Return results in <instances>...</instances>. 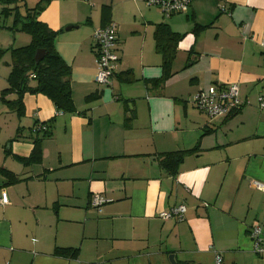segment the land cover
I'll return each mask as SVG.
<instances>
[{
    "label": "crops",
    "instance_id": "obj_1",
    "mask_svg": "<svg viewBox=\"0 0 264 264\" xmlns=\"http://www.w3.org/2000/svg\"><path fill=\"white\" fill-rule=\"evenodd\" d=\"M105 7L119 62L110 85L99 86L93 33ZM15 13L1 15L14 23ZM38 20L58 33L75 110L60 113L32 94L21 115L8 107L1 92L11 58L3 57L0 169L18 182L0 175L8 197L0 264H215L216 253L222 264H264L249 236L264 230V192L254 186L264 184V0H194L169 17L146 0H49ZM160 24L183 36L163 81ZM29 43L24 33L0 48ZM231 83L242 107L230 117L210 120L192 104L198 91ZM41 124L50 137L37 134ZM35 150L40 161L25 165ZM178 152L187 154L171 176L159 159ZM94 196L107 203L93 207ZM179 206L182 221L159 218Z\"/></svg>",
    "mask_w": 264,
    "mask_h": 264
},
{
    "label": "trees",
    "instance_id": "obj_2",
    "mask_svg": "<svg viewBox=\"0 0 264 264\" xmlns=\"http://www.w3.org/2000/svg\"><path fill=\"white\" fill-rule=\"evenodd\" d=\"M3 4L14 5L13 10L5 8L2 13L5 15L15 13L14 24L18 25L17 30L22 31L30 37L29 45L17 49L0 50V59L10 53L11 73L8 78V88L1 92V100L11 109H15L19 115L23 113L22 98L26 94L43 95L48 98L60 113L74 112V104L70 87L71 69L63 61L55 48V41L58 33L49 28L45 23L38 20L39 14L44 10L49 0H39L33 8H26L25 13L19 12L18 0H0ZM109 8H103V16L106 26ZM203 28H197L200 31ZM155 42L157 51L164 58V77L161 81L170 76V67L176 55L178 43L183 36L170 30L165 24H160L155 30ZM38 50L45 52L44 58L39 63L34 60ZM10 94H16L17 99L8 102L5 98ZM45 131H37L41 138L50 137L51 133L47 124H41ZM38 142V141H36ZM187 152L166 154L160 157L159 163L166 172L175 176L178 167L184 160ZM40 161L39 152L35 150L33 156L23 159L25 165ZM0 175L9 184L18 182L17 178L10 172L0 169ZM57 255L68 257L72 255L69 250H57Z\"/></svg>",
    "mask_w": 264,
    "mask_h": 264
},
{
    "label": "built area",
    "instance_id": "obj_3",
    "mask_svg": "<svg viewBox=\"0 0 264 264\" xmlns=\"http://www.w3.org/2000/svg\"><path fill=\"white\" fill-rule=\"evenodd\" d=\"M194 0H146L149 7L159 9L166 17L175 14H183L188 11ZM93 40L96 51L97 74L95 81L99 86H108L115 74L119 57L116 53L118 42V30L114 23H108L93 33ZM264 48V42L261 44ZM238 84L231 83L224 86H212L207 91L201 90L192 96V104L201 113L208 116L210 120L216 118H228L238 112L242 107V102L238 98ZM261 107H264V99L259 100ZM44 126H40L36 131H45ZM256 189L264 192V184L254 183ZM107 200L101 196H94L91 204L95 208H100L106 204ZM8 204L7 193L0 191V205ZM186 212L185 206H179L169 211L162 212L159 218L169 220L172 218L182 221ZM253 245V251L257 256L264 257V230L261 226L251 228L249 232ZM222 256L215 254V264H222Z\"/></svg>",
    "mask_w": 264,
    "mask_h": 264
},
{
    "label": "rangeland",
    "instance_id": "obj_4",
    "mask_svg": "<svg viewBox=\"0 0 264 264\" xmlns=\"http://www.w3.org/2000/svg\"><path fill=\"white\" fill-rule=\"evenodd\" d=\"M38 1L39 0H18V3L19 2L22 3L18 7L19 8V12L24 14L25 13V6L24 5H27L26 8L34 7ZM10 7H14V5L3 4L2 1H0V24L2 23V20H6V24L9 27V28L0 29V42H4L6 40L12 42V39H13L14 35L24 34V33H21L22 31H14V29L16 27H18V25L15 26V24L13 23V17H11V20H9V19H7V18H9V16L7 17V16H2L1 15L3 10H4V8L9 9ZM10 27H12V28H10ZM0 50H4V48H0ZM6 54H9L8 56L10 58V53L8 52ZM3 57L0 59V62H2Z\"/></svg>",
    "mask_w": 264,
    "mask_h": 264
},
{
    "label": "water",
    "instance_id": "obj_5",
    "mask_svg": "<svg viewBox=\"0 0 264 264\" xmlns=\"http://www.w3.org/2000/svg\"><path fill=\"white\" fill-rule=\"evenodd\" d=\"M45 52L43 50H38L35 53L34 60L36 63H39L44 58Z\"/></svg>",
    "mask_w": 264,
    "mask_h": 264
}]
</instances>
